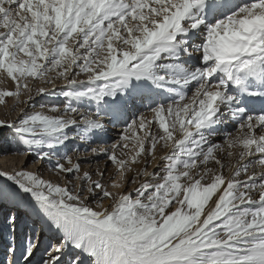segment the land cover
<instances>
[{"label": "snow or ice", "instance_id": "obj_1", "mask_svg": "<svg viewBox=\"0 0 264 264\" xmlns=\"http://www.w3.org/2000/svg\"><path fill=\"white\" fill-rule=\"evenodd\" d=\"M4 81L0 129L65 177L0 169L6 264L49 233L39 264H264V0H0Z\"/></svg>", "mask_w": 264, "mask_h": 264}, {"label": "rangeland", "instance_id": "obj_2", "mask_svg": "<svg viewBox=\"0 0 264 264\" xmlns=\"http://www.w3.org/2000/svg\"><path fill=\"white\" fill-rule=\"evenodd\" d=\"M80 78L84 79L83 76ZM56 83L59 85H63L64 82L62 80H58ZM41 86H43V85H41ZM12 87H13V84L10 81L0 82V88H12ZM21 99H24V97H21ZM48 99H50V98L45 97L42 99L40 97H37L36 103H35V110H39L40 105L43 102V100H48ZM56 102L63 104L66 101H64V99L61 97V98H58V100ZM13 104H14V100L12 98H8L6 105H0V119L12 120L18 116L19 108L14 109ZM20 107H25V105H20ZM129 116H130V114H129ZM129 116H126V119H128ZM105 135H103L102 138L101 137L98 138L97 142L99 144L110 145L114 140L118 139V138H114V139L110 138L111 141L109 139V142H107V140H104ZM75 143L79 144L81 142L77 141ZM93 146H95V145H93ZM72 147H73V144L70 143L69 147L67 149H63L62 151H66V152H68V154L73 155L74 159H75V154L71 150ZM162 151L163 150L161 149L160 152H162ZM84 152H85V149L83 147H81L80 155L83 156ZM2 153H7L10 155H14V156L17 155V157H16L17 160H15V163L18 164L17 165L18 167H16L14 165V167L11 168V166L8 164V167H10V169H11L9 171H12L14 169H18V168L24 166V167H27L29 170L37 171L39 174H41L43 176V178L51 179L53 182L64 183V181H65V177L63 175H58L57 173H55L52 170V164L51 163H48L47 161L39 162V163H33V161L36 160V157L34 155L25 156L22 153H20L17 150L16 143H15L14 138L12 136V130L8 129V128L0 129V155ZM58 155H59V153H58ZM18 159H20L22 161L20 162V160L18 161ZM81 164H82L83 169H87L89 171L96 169L98 166L101 169L107 167L109 169L110 174L114 171V165H112L110 162L107 161L106 156H99L97 158H93L89 155L87 160H81ZM148 166H150V165H148ZM0 169H3V170L8 169L7 166L5 164H3L2 159H0ZM69 178H71V177H69ZM139 179H143V178L141 177ZM0 180L4 181L3 178H0ZM9 184H10V182H9ZM131 186H132V184L127 185L126 188L123 190H128ZM112 190L115 191L114 189H112ZM11 191H12V189H11ZM8 194H9V196L11 195L10 193H8ZM104 203L108 204L109 201H105ZM33 215H34V213H33ZM0 225L3 226L2 218H0ZM19 235H20V233L18 232V236ZM48 236H51V233H49ZM48 236L43 237L42 244H41V247L36 254L34 264H39L40 256L43 254L44 248H46L48 246V243H49ZM8 238H9L8 230L6 229L5 232H3V229H2L1 234H0V246L2 244H4ZM0 251L4 255L3 246L0 248ZM16 255H17V257H14V261L19 258V255H20L19 251L16 253ZM2 257H3V259L0 258V264H6L5 255ZM19 264H23V261L20 260Z\"/></svg>", "mask_w": 264, "mask_h": 264}, {"label": "bare ground", "instance_id": "obj_3", "mask_svg": "<svg viewBox=\"0 0 264 264\" xmlns=\"http://www.w3.org/2000/svg\"><path fill=\"white\" fill-rule=\"evenodd\" d=\"M133 111H136L135 109L133 110ZM138 111H140V112H144L145 111V109H143V108H140ZM131 118V114H130V116L128 117V119H126V117L124 118L125 120H129ZM125 127V124L123 123V122H119V123H109L108 124V128H107V131H106V135L104 136L105 137V139L104 140H107V142H109V139L110 138H112V139H114V138H118V136H119V133H120V131L123 129ZM112 130V131H111ZM226 131H233V128L231 127V126H229L227 129H226ZM108 132V133H107ZM103 137V136H102ZM101 137V138H102ZM216 140L217 141H219L220 140V137L219 136H217L216 137ZM110 141H111V139H110ZM160 148L158 147V150H157V157H159V156H161V155H163L164 154V152L166 151V150H163L162 152H160ZM16 157H17V155H10V154H7V153H2L1 155H0V159H2L3 160V164H5L6 166H7V170L9 171V170H11L10 169V167H8V164L11 166V168L12 167H14V165L16 166V167H18L17 165V163H15V160H17L16 159ZM19 158V157H18ZM20 159H18V161H19ZM17 161V162H18ZM22 160H20V162H21ZM163 164H164V161H162V160H159V159H157L156 161H153L151 164H150V166H148V171L149 172H153V171H156V172H158L159 170H160V167H162L163 166ZM143 165H136V167L137 168H139V167H142ZM0 184H5L6 185V187H7V185L9 184V182H5V181H3V180H0ZM135 187H137V185H133L132 184V186L130 187V188H135ZM8 193H10L11 195L10 196H12L13 195V192L11 191V189L9 188L8 189ZM2 229H3V232H5V230H6V228H4L3 226H1L0 225V234H1V231H2ZM3 246V244L0 246V248ZM2 256H4L3 255V253H1V251H0V258H2L3 259V257ZM16 257H17V255H16ZM14 259V258H13Z\"/></svg>", "mask_w": 264, "mask_h": 264}]
</instances>
